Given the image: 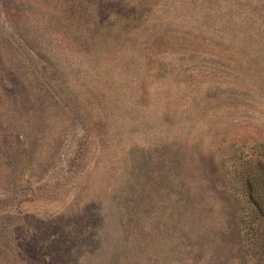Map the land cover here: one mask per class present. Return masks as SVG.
<instances>
[{
  "label": "rangeland",
  "instance_id": "rangeland-1",
  "mask_svg": "<svg viewBox=\"0 0 264 264\" xmlns=\"http://www.w3.org/2000/svg\"><path fill=\"white\" fill-rule=\"evenodd\" d=\"M263 156L264 0H0V264H264Z\"/></svg>",
  "mask_w": 264,
  "mask_h": 264
},
{
  "label": "trees",
  "instance_id": "trees-1",
  "mask_svg": "<svg viewBox=\"0 0 264 264\" xmlns=\"http://www.w3.org/2000/svg\"><path fill=\"white\" fill-rule=\"evenodd\" d=\"M255 163L258 168L256 173L246 182L247 195L256 213L260 216L259 220L264 221V158H260Z\"/></svg>",
  "mask_w": 264,
  "mask_h": 264
}]
</instances>
